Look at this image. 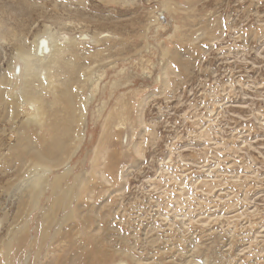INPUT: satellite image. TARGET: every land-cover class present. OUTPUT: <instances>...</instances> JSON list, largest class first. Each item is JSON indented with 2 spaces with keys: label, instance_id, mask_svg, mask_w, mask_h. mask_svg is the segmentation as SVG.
<instances>
[{
  "label": "rangeland",
  "instance_id": "rangeland-1",
  "mask_svg": "<svg viewBox=\"0 0 264 264\" xmlns=\"http://www.w3.org/2000/svg\"><path fill=\"white\" fill-rule=\"evenodd\" d=\"M0 75V264H264V0H0Z\"/></svg>",
  "mask_w": 264,
  "mask_h": 264
},
{
  "label": "bare ground",
  "instance_id": "bare-ground-1",
  "mask_svg": "<svg viewBox=\"0 0 264 264\" xmlns=\"http://www.w3.org/2000/svg\"><path fill=\"white\" fill-rule=\"evenodd\" d=\"M46 44H45V39H37V40H35V43H34V46H33V48H32V50H31V55L33 54V56H41L42 54H44L45 52V50H44V47H46L45 46ZM47 48V47H46ZM45 48V49H46ZM18 50H20V53L22 54V58H24L25 60L27 59L26 57H24L23 55H25V54H27V52H28V50H26L25 49V47L24 46H22V45H18V48H17ZM48 49V48H47ZM48 51V50H47ZM30 53V52H29ZM20 56V55H19ZM26 56V55H25ZM21 58V59H22ZM27 61V60H26ZM27 63H29V61L27 62ZM25 67V66H24ZM31 69V68H30ZM33 69V68H32ZM28 70V69H27ZM9 71V70H8ZM29 71V70H28ZM31 71V70H30ZM33 71V70H32ZM35 72V71H34ZM34 75H36V74H34ZM4 77V75H0V82H2V83H5V78H3ZM33 77H35V76H33ZM32 77V78H33ZM31 79V78H30ZM33 81V80H32ZM24 84H26L25 85V90H24V92H23V94H24V98L23 99H25V101H29V103L30 102H36V100H37V98L39 97L38 95V93L36 92V91H34V90H32L33 88H32V85H31V83H30V81L29 80H26L25 82H24ZM0 93H2V91H0ZM0 97H1V95H0ZM39 99V98H38ZM40 100V99H39ZM28 103V102H27ZM17 111V110H16ZM22 139V138H21ZM23 140V139H22ZM24 141V140H23ZM113 202H114V200H113ZM110 207V206H109ZM131 208H133V207H131ZM113 211V210H112ZM103 219V218H102ZM105 221H107V220H104V222ZM90 225V224H89ZM107 229H109V228H107ZM108 231V230H107ZM105 234H107V233H105ZM119 236V235H118ZM76 240V239H75ZM78 241V240H77ZM76 242V241H75ZM74 242V243H75ZM77 243V242H76Z\"/></svg>",
  "mask_w": 264,
  "mask_h": 264
}]
</instances>
